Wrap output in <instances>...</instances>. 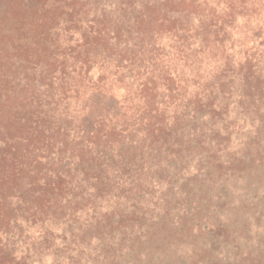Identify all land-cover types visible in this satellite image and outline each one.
<instances>
[{"label":"trees","instance_id":"trees-1","mask_svg":"<svg viewBox=\"0 0 264 264\" xmlns=\"http://www.w3.org/2000/svg\"><path fill=\"white\" fill-rule=\"evenodd\" d=\"M263 22L264 0H0V264L212 260V188L260 163L229 116L264 131Z\"/></svg>","mask_w":264,"mask_h":264},{"label":"rangeland","instance_id":"rangeland-1","mask_svg":"<svg viewBox=\"0 0 264 264\" xmlns=\"http://www.w3.org/2000/svg\"><path fill=\"white\" fill-rule=\"evenodd\" d=\"M258 30L264 32V22ZM237 91L241 93L240 85H237ZM229 123L233 132L230 151L236 156L245 155L246 158L257 153L261 157L256 169L246 173H230L213 186L211 194L215 197L214 202H218L217 217L233 229V239L225 243L223 237L216 238L210 233L205 242L211 244L214 258L207 264L217 260L221 264L233 263L247 254L257 257L264 250V131L257 130L236 101L230 106ZM160 251L148 249L137 251L136 254L143 252L144 256L145 253V259L151 260L152 264H158L162 259L163 264H174L186 253L183 249L178 253L168 251V255L160 254ZM44 264L52 263L49 259Z\"/></svg>","mask_w":264,"mask_h":264}]
</instances>
